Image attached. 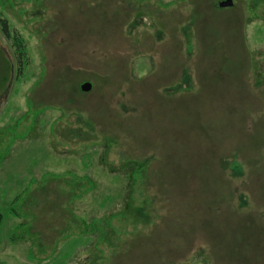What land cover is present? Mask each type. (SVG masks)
Returning <instances> with one entry per match:
<instances>
[{
    "label": "rangeland",
    "instance_id": "374dc122",
    "mask_svg": "<svg viewBox=\"0 0 264 264\" xmlns=\"http://www.w3.org/2000/svg\"><path fill=\"white\" fill-rule=\"evenodd\" d=\"M220 1L0 0V264H264V0Z\"/></svg>",
    "mask_w": 264,
    "mask_h": 264
},
{
    "label": "trees",
    "instance_id": "16d2710c",
    "mask_svg": "<svg viewBox=\"0 0 264 264\" xmlns=\"http://www.w3.org/2000/svg\"><path fill=\"white\" fill-rule=\"evenodd\" d=\"M0 30L2 32V34L7 37L10 38L12 43H11V48H12V55H13V60H14V65H15V75H19L22 73V71L24 70L25 66L28 63V58H27V54H26V49H25V45L23 44L21 38L17 35V33H12L9 29L8 23L6 21L5 18H2L0 16ZM0 58H1V54H0ZM3 78H5L3 76ZM134 178V183L135 180L138 176L132 175ZM140 176H142V173H140ZM10 212L14 213L16 215V213L13 211L12 207L10 208ZM2 213L0 212V223L2 221Z\"/></svg>",
    "mask_w": 264,
    "mask_h": 264
},
{
    "label": "water",
    "instance_id": "95a60500",
    "mask_svg": "<svg viewBox=\"0 0 264 264\" xmlns=\"http://www.w3.org/2000/svg\"><path fill=\"white\" fill-rule=\"evenodd\" d=\"M233 5V0H223L218 3L220 8L230 7ZM91 88V84L89 82H84L80 85V89L82 91H88Z\"/></svg>",
    "mask_w": 264,
    "mask_h": 264
}]
</instances>
